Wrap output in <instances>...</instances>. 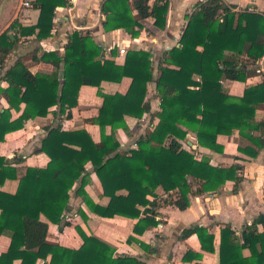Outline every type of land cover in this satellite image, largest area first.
Masks as SVG:
<instances>
[{"label": "trees", "instance_id": "trees-1", "mask_svg": "<svg viewBox=\"0 0 264 264\" xmlns=\"http://www.w3.org/2000/svg\"><path fill=\"white\" fill-rule=\"evenodd\" d=\"M29 2L28 8L39 10L37 21L23 25L16 17L0 34V64L18 41L17 33L22 37L35 33L37 39L51 36L56 7L69 4V0ZM168 7V0H103L102 26L105 31L121 28L135 38L144 29L141 20L149 17L155 28L164 29ZM233 9L223 0H198L185 15L178 45L165 50L158 61L155 78L150 50L129 49L119 65L103 58L102 48L91 35L78 31L68 35L62 57L53 51L39 57L61 60L60 68L33 73L17 60L5 70L0 80L8 86L0 87V94L8 107L0 112V143L6 134L22 129L28 119L45 117L52 106L70 118L81 85L96 87L102 103L97 115L88 119L99 128L97 142L84 128L48 127L38 149L48 158L46 165L26 167L20 177L12 161L0 155V236L9 238L6 250L0 253V264H37L38 259L47 257L48 264H142L135 257L115 255L108 243L72 223L68 201L74 181L79 182L75 193L90 212L137 219L133 230L138 234L158 224L157 209L162 205L184 210L191 196L218 191L228 182L233 184V192L238 190L243 180L238 161L256 158L264 148V119H255L256 109L264 104V79L246 85L239 95L230 94L220 80L245 82L254 72L251 66L264 56V12ZM125 77L130 82L124 93L101 90L102 81L120 82ZM150 82L155 83L159 98L158 122L137 138L135 148L119 152L116 131L128 130L125 115L140 119L150 111L145 99ZM13 111L20 113L13 117ZM189 132L195 134L200 147L216 153L224 151L219 137L233 133L250 144L237 147L245 158L234 156L229 165L213 164L209 156L200 153L196 157L182 146ZM88 162L108 199L105 205L95 203L84 190ZM6 179L18 180L14 193L1 189ZM158 187L165 197L156 194ZM48 222L56 224L58 231L72 226L81 239L80 246L49 242ZM191 234L197 236L200 251L187 250L182 260L204 264L198 261L202 251H215V236L207 227L193 225L183 229L180 238ZM244 249L249 251L247 256ZM217 256V264H264V212L244 225L239 234L229 225L221 227Z\"/></svg>", "mask_w": 264, "mask_h": 264}, {"label": "crops", "instance_id": "crops-1", "mask_svg": "<svg viewBox=\"0 0 264 264\" xmlns=\"http://www.w3.org/2000/svg\"><path fill=\"white\" fill-rule=\"evenodd\" d=\"M23 0H7L2 5L0 12V34L8 28L10 23L18 17L23 25L35 24L39 15L36 8H28L22 5ZM103 0H69V4L56 7L53 18L52 35L45 39H37L35 33L26 37L20 36L13 50L0 64V77L5 70L10 68L17 60L23 61L31 72H51L62 66V61L40 60L42 52H55L59 57L64 53V47L68 35L73 31L88 33L93 40L102 48L103 58L112 60L116 64H123L125 54L119 55L120 47L129 49H143L152 52L154 62V78L158 75L157 63L161 60L163 52L172 46L178 45V41L185 27V15L190 13L198 0H168L169 7L164 29L153 26V19L141 20L144 29L140 35L132 38L123 29L105 31L102 26L104 15L100 11ZM226 4L234 6L233 10L248 8L264 12V0H223ZM135 15V12H133ZM37 31V30H36ZM13 40V32L9 31ZM115 50L112 54L111 51ZM254 70L245 82L232 80H221L222 86L230 94L239 95L246 85L256 84L264 79V56L251 66ZM130 79L125 77L120 82H101V90L104 93H124L129 85ZM7 81L0 80V87L6 88ZM197 88V87H195ZM97 88L91 85H81L78 92L77 105L70 109L71 117L67 118L58 112L57 106L49 108L45 117H36L25 121L22 129L6 134L5 140L0 143V155L12 161L16 167L17 176L24 174L26 167H43L48 158L38 151L41 140L47 134V128L61 125L64 130L84 128L90 133L92 139L97 142L100 138L99 128L96 124L88 121L98 113L102 98L97 95ZM145 99L150 104V111L140 119L125 115L128 130L117 129L116 138L120 142L119 152L136 147L137 138L150 132L157 124L158 118L155 113L159 110V98L155 91V83L147 85ZM24 104L20 107L23 108ZM8 107L6 99L0 94V112ZM19 112H12L13 117ZM256 120L264 119V104L256 109ZM110 127H106V133ZM224 144L223 153H216L209 149L200 147L195 134L189 132L187 137L181 141L182 146L195 154H204L210 157L213 164L229 165L234 162V156L245 158L237 151L238 146L250 144L245 138L233 133L227 137H219ZM235 148V154L227 157V150ZM215 161H213V160ZM225 162V163H224ZM243 169L241 174L243 180L236 192L232 191L233 184L226 183L218 191L204 193L190 197V205L184 210H179L174 205H162L157 209L156 219L158 224L146 229L142 234L134 232V224L137 219L123 217H101L88 210L81 197L75 193L79 182H72L69 191V214H76L72 219L73 224H79L86 232L93 234L114 248V254L119 256H132L142 264H193L183 261L182 257L187 250L200 251V244L195 234L186 238H180L183 229L193 225L207 227L215 236V251L213 253L202 251V259L198 262L204 264H217V246L219 230L229 225L239 234L244 225L249 224L259 213L264 212V148L259 150L256 158L238 161ZM86 170L85 192L95 203L105 205L107 197L103 196L99 180L92 172L91 164L88 162ZM62 177L70 182L66 174ZM18 186L17 179H6L1 189L8 193H14ZM156 194L165 197L167 194L160 187L155 190ZM149 200L153 196H148ZM144 207H140L143 210ZM81 212V213H80ZM84 216H86L84 218ZM41 220L46 221L44 216ZM49 233L47 240L64 246L78 248L81 239L72 226H64L58 231V226L48 222ZM261 230V228L259 227ZM131 238V240H128ZM9 238L7 235L0 236V253L7 248ZM243 255L247 256L249 251L244 249ZM49 257L38 259L37 264H48Z\"/></svg>", "mask_w": 264, "mask_h": 264}, {"label": "built area", "instance_id": "built-area-1", "mask_svg": "<svg viewBox=\"0 0 264 264\" xmlns=\"http://www.w3.org/2000/svg\"><path fill=\"white\" fill-rule=\"evenodd\" d=\"M22 5L24 6V7H28L29 5H30V2H29V0H23L22 1ZM118 53H119V55H123V54H125L126 53V49L124 48V47H120L119 48V50H118ZM220 82H221V80H220ZM193 152V151H192ZM194 153V152H193ZM195 154V153H194ZM69 216V215H68ZM67 216V217H68ZM74 216H76V214H73V217Z\"/></svg>", "mask_w": 264, "mask_h": 264}, {"label": "rangeland", "instance_id": "rangeland-1", "mask_svg": "<svg viewBox=\"0 0 264 264\" xmlns=\"http://www.w3.org/2000/svg\"><path fill=\"white\" fill-rule=\"evenodd\" d=\"M235 148L236 147H231V149L227 150V157H232L233 154H235ZM196 157L199 156L198 154H194ZM208 155V154H207ZM213 160V159H212ZM214 161V160H213ZM215 162V161H214ZM225 163V162H224Z\"/></svg>", "mask_w": 264, "mask_h": 264}, {"label": "water", "instance_id": "water-1", "mask_svg": "<svg viewBox=\"0 0 264 264\" xmlns=\"http://www.w3.org/2000/svg\"><path fill=\"white\" fill-rule=\"evenodd\" d=\"M5 1H7V0H0V12L2 10V5L4 4ZM60 75H62V74H60Z\"/></svg>", "mask_w": 264, "mask_h": 264}]
</instances>
